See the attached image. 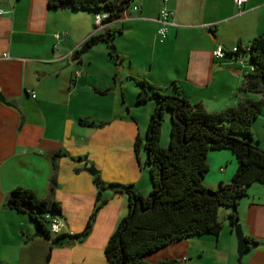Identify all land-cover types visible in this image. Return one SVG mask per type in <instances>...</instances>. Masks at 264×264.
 <instances>
[{
  "label": "crops",
  "instance_id": "1",
  "mask_svg": "<svg viewBox=\"0 0 264 264\" xmlns=\"http://www.w3.org/2000/svg\"><path fill=\"white\" fill-rule=\"evenodd\" d=\"M162 8L173 11V24L161 40ZM0 10V92L8 103L0 101V264H107V242L129 209L124 193L104 190L108 200L89 234L82 240L74 235L94 211V175L105 184H132L143 196L150 191L144 143L153 103L136 104L134 79L144 78L164 94L178 90L211 112L262 97L241 90L252 67L247 54L235 57L230 50L264 36V0H248L242 9L234 0H130L98 27L91 11L54 9L48 0H3ZM106 33L114 53L102 41L79 53L91 37ZM218 46L229 51L222 59L213 56ZM207 163L204 184L211 190L237 169L229 150L210 151ZM18 187L59 204V234L46 225L36 235L30 215L6 204ZM237 211L244 236L256 242L241 258L226 208L222 216L219 210L217 235L178 240L146 260L264 264V185H249Z\"/></svg>",
  "mask_w": 264,
  "mask_h": 264
},
{
  "label": "trees",
  "instance_id": "2",
  "mask_svg": "<svg viewBox=\"0 0 264 264\" xmlns=\"http://www.w3.org/2000/svg\"><path fill=\"white\" fill-rule=\"evenodd\" d=\"M129 1L48 0V4L54 9L108 12V20H111ZM110 36V33L93 36L87 44L102 41L113 52ZM243 54L248 55L252 68L243 76L241 90L262 97H246L219 111L211 112L200 103H190L178 90L168 95L144 78L134 79L138 88L136 104L153 103L144 143L150 191L143 196L132 184H105L94 175L97 189L94 211L84 230L74 235L82 240L89 234L97 212L108 200V196L102 195L104 190L124 193L129 209L107 242V264H183L174 258L150 263L146 256L181 239L217 235L222 228L218 216L221 207L231 209L228 221L233 226L239 220L237 206L247 194V187L253 183L264 185V149L259 147L252 133V121L264 107V36L254 37L245 48L239 45L233 56ZM167 115L170 116L169 139L167 145H162L161 132ZM215 150L231 151L237 169L228 183L210 190L204 178L209 169L208 154ZM54 179L53 176L51 189L55 186ZM6 204L14 210L27 212L43 228L48 224L46 213H60L58 203L41 199L23 187L11 191ZM64 236L55 238L54 243H61ZM247 240L250 244L256 243L251 238Z\"/></svg>",
  "mask_w": 264,
  "mask_h": 264
},
{
  "label": "built area",
  "instance_id": "3",
  "mask_svg": "<svg viewBox=\"0 0 264 264\" xmlns=\"http://www.w3.org/2000/svg\"><path fill=\"white\" fill-rule=\"evenodd\" d=\"M3 0H0V3ZM248 0H234L235 5L238 9H242V7L245 5V3H247ZM134 10H139V6L135 5L133 7ZM3 11L0 10V14H2ZM94 17H95V23L98 26H102L103 23L105 21H108L109 18V14L108 12H97L94 13ZM159 23H160V27L157 31L158 35L160 36V39L162 40L163 38L166 37L167 32H168V28L170 25L173 24V11L166 9V8H162L160 10L159 13V19H158ZM238 51V46H234L230 52L233 55L234 53H236ZM229 51L224 49L222 46H218L214 51H213V56L217 59H222L226 54H228ZM34 97V94L32 95ZM45 218L48 221V228L49 231L54 233V234H59L61 231V221L59 220L57 214H51V213H46L45 214Z\"/></svg>",
  "mask_w": 264,
  "mask_h": 264
},
{
  "label": "water",
  "instance_id": "4",
  "mask_svg": "<svg viewBox=\"0 0 264 264\" xmlns=\"http://www.w3.org/2000/svg\"><path fill=\"white\" fill-rule=\"evenodd\" d=\"M66 6L70 7V4L67 3ZM88 47H89L88 44L87 45H83V47L81 48L79 53H83ZM117 62L119 63V59L118 58H117ZM119 69H121V67H119ZM0 101L5 103V104H8L7 101H5V99H4L3 95L1 94V92H0ZM87 171H89L91 174H95V172H96L94 166H90L89 168H87ZM24 207L26 209H28L29 206L25 205ZM233 230H234V233H235V235L237 237V241H238L237 253H238L239 258H241L242 255H243V252L245 250V247H247L250 243L247 240V238L244 236L243 231H242V227H241V225L238 222L233 225ZM44 232L45 231H44L43 226L38 225L37 228H36V233L35 234L36 235H43Z\"/></svg>",
  "mask_w": 264,
  "mask_h": 264
},
{
  "label": "rangeland",
  "instance_id": "5",
  "mask_svg": "<svg viewBox=\"0 0 264 264\" xmlns=\"http://www.w3.org/2000/svg\"><path fill=\"white\" fill-rule=\"evenodd\" d=\"M117 65H118V68H119V66H122L120 63H117ZM255 119L256 120L254 121L253 130H252L253 138L259 140L260 144H261V147L264 148V107H263V111H261V113ZM168 124H169L168 119L165 118L163 126H162V133L164 134V136L167 135V140H168V137H169V126H168ZM161 144L164 145L166 143H165V141L161 140ZM147 173H148V170H147ZM206 174H208V173H206ZM224 209H226V208L225 207H221L219 209L220 213H221V216L223 214ZM162 250L163 249H161V251Z\"/></svg>",
  "mask_w": 264,
  "mask_h": 264
},
{
  "label": "clouds",
  "instance_id": "6",
  "mask_svg": "<svg viewBox=\"0 0 264 264\" xmlns=\"http://www.w3.org/2000/svg\"><path fill=\"white\" fill-rule=\"evenodd\" d=\"M47 225V224H46Z\"/></svg>",
  "mask_w": 264,
  "mask_h": 264
}]
</instances>
